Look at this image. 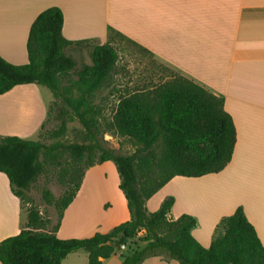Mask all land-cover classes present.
I'll use <instances>...</instances> for the list:
<instances>
[{
  "label": "trees",
  "instance_id": "trees-1",
  "mask_svg": "<svg viewBox=\"0 0 264 264\" xmlns=\"http://www.w3.org/2000/svg\"><path fill=\"white\" fill-rule=\"evenodd\" d=\"M63 22L59 7L46 8L31 24L28 62L13 64L0 56V94L19 84L44 85L64 116L53 137L65 134L67 116L84 128L82 142L57 140L46 144L14 135L0 136V171L7 174L22 207L26 192L54 163L62 166L59 176L66 187L58 199L50 190L43 191L45 202L58 212L57 221L52 224L35 206L28 208L26 227L0 242V261L62 264L69 253L85 250L87 264H102L125 244L121 264H140L156 255L174 258L180 264H264V244L242 206L221 219L208 247L192 234L198 224L194 216L169 217L173 196L165 198L153 212L146 207L147 200L173 177L216 173L231 161L237 132L222 98L193 79L170 71L152 86L136 84L118 89V100L111 115L106 116L95 97L113 87L116 75L124 70L118 64L117 38L135 42L114 29L104 43L69 40L62 33ZM70 47H88L91 63L78 68L76 59L67 52ZM50 112L49 107L48 117ZM105 132L128 138L135 150L123 154L107 147ZM107 160L117 166L130 219L88 238L58 237L61 218L86 170ZM140 231H144L141 236Z\"/></svg>",
  "mask_w": 264,
  "mask_h": 264
},
{
  "label": "crops",
  "instance_id": "crops-1",
  "mask_svg": "<svg viewBox=\"0 0 264 264\" xmlns=\"http://www.w3.org/2000/svg\"><path fill=\"white\" fill-rule=\"evenodd\" d=\"M51 6L63 12L62 33L67 39L104 43L114 29L169 71L222 98L237 132L231 161L216 173L173 177L147 200L146 207L153 212L173 196L169 217L194 216L198 224L192 234L208 247L221 219L242 206L264 244V0H0V56L13 64L27 63L31 24ZM41 86L19 84L0 94L1 137L38 135L53 97ZM119 183L113 161L89 167L64 211L58 237L88 238L129 220ZM27 222L28 211L7 174L0 171V242L18 234ZM121 262L118 251L102 264ZM87 263L85 250L71 252L62 261ZM140 264L180 263L156 255Z\"/></svg>",
  "mask_w": 264,
  "mask_h": 264
},
{
  "label": "rangeland",
  "instance_id": "rangeland-1",
  "mask_svg": "<svg viewBox=\"0 0 264 264\" xmlns=\"http://www.w3.org/2000/svg\"><path fill=\"white\" fill-rule=\"evenodd\" d=\"M116 45L119 50L118 64L120 67H123L124 70L116 75L113 87L99 91L95 97V102H101L106 116L111 115V111L118 100L120 94V92H117L118 89L121 91L124 86L132 87L136 84H142L143 82H159L170 72L162 63L155 60L148 53L142 52L137 45L129 41L117 38ZM67 52L76 59L78 68L83 64L91 63L88 47H70ZM72 76L75 78L74 73ZM40 88H42L45 94H49V89L47 87L42 85ZM52 96L48 104L51 112L45 125L37 136L28 139L40 140L46 144H51L57 140L65 142L84 141V128L82 124L77 119H71L69 116L66 117L67 131L65 134L61 137H53V132L58 129L61 119L64 116L59 114L55 103L57 101L54 95ZM103 140L107 147L113 148L118 153L130 154L135 150V146L131 140L115 136L109 132L103 134ZM61 167L59 163H54L53 166H49L48 170L36 179L31 188L26 192L27 197L23 202L24 211H28V208L35 206L44 217L51 218L53 223L57 221L58 212L53 205L45 202L43 191L44 189L50 190L53 198L56 199L64 194L66 187L61 182V177L59 176ZM221 231L222 229L219 230V232Z\"/></svg>",
  "mask_w": 264,
  "mask_h": 264
},
{
  "label": "built area",
  "instance_id": "built-area-1",
  "mask_svg": "<svg viewBox=\"0 0 264 264\" xmlns=\"http://www.w3.org/2000/svg\"><path fill=\"white\" fill-rule=\"evenodd\" d=\"M125 249H126L125 244H122V245L120 246L119 252H122V251L125 250Z\"/></svg>",
  "mask_w": 264,
  "mask_h": 264
}]
</instances>
